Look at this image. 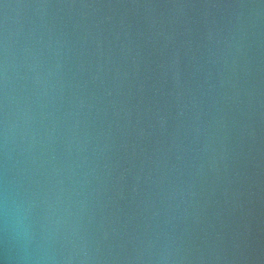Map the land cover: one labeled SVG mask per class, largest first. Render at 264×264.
<instances>
[{"label":"water","instance_id":"obj_1","mask_svg":"<svg viewBox=\"0 0 264 264\" xmlns=\"http://www.w3.org/2000/svg\"><path fill=\"white\" fill-rule=\"evenodd\" d=\"M28 264H264V0H0V201Z\"/></svg>","mask_w":264,"mask_h":264},{"label":"clouds","instance_id":"obj_2","mask_svg":"<svg viewBox=\"0 0 264 264\" xmlns=\"http://www.w3.org/2000/svg\"><path fill=\"white\" fill-rule=\"evenodd\" d=\"M14 239L9 223L7 200L0 201V264H28L27 257H16L10 247Z\"/></svg>","mask_w":264,"mask_h":264}]
</instances>
